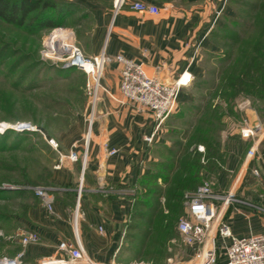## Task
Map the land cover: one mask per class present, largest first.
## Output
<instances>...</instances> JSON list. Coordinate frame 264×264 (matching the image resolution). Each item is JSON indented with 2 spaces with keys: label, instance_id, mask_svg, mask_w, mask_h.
<instances>
[{
  "label": "rangeland",
  "instance_id": "1",
  "mask_svg": "<svg viewBox=\"0 0 264 264\" xmlns=\"http://www.w3.org/2000/svg\"><path fill=\"white\" fill-rule=\"evenodd\" d=\"M50 1L54 2L55 7L38 9L36 13L41 12L59 22L54 27L32 31L31 28L35 26L16 28L0 22V258L12 257L23 249L20 243L22 233L26 230L25 225L33 208L39 204L32 192L35 184L29 182L37 180L36 186L42 187L52 184L53 167L59 159V138L68 142L74 140L80 131L84 133L81 130L82 119L84 114L89 113L84 91L85 74L79 69H63L49 59H42L40 50L43 41L52 28L66 27L73 31L77 45L86 55L83 46L89 40L93 23L92 8L114 3V0ZM237 3H232L235 17L249 20L250 15L255 14L254 11L250 14L249 10ZM227 26L231 27L232 32L240 31V26ZM211 35L208 37L209 45L201 52L200 74L185 86L188 87V98L181 102L178 95L175 109L160 125L150 146L144 171L138 178L143 179V185L137 182L133 188L122 190L133 200L121 226L120 250L113 259L116 263L193 264L198 260L177 230L178 221L188 216L186 201L192 191L184 193L183 213L177 219H172V213L166 206L167 185L162 178H148L152 174L166 175L164 165L175 160L174 153L182 146L190 142L189 150L195 148L203 154L200 160V184L207 182L214 191H227L241 173L252 141L239 136L238 126L245 117L248 118L246 108L251 106L258 112L250 95L239 92L228 99L219 89L225 82L222 71L226 73L232 68L237 53L239 56L246 49V40L233 43L232 63L225 60L230 51L229 44L227 48H221L219 56L218 51L212 48ZM246 81L247 77L241 79L242 83ZM209 104L218 107L221 116L215 122L219 128V148L217 155L212 157L205 156L203 143L190 140L200 117L197 107L204 109ZM228 105L231 111L227 109ZM261 120L264 121V118ZM2 122H29L36 130L5 129L1 132L5 126ZM49 139L55 141L56 148L48 143ZM79 143L84 148L82 139ZM254 167L260 170L258 176L251 173ZM240 182L236 191V197L240 198L237 206L264 214V171L261 166L248 163L242 171ZM79 184L80 180L74 191L72 217ZM83 194L84 187L81 188L80 201ZM23 264L36 263L29 261Z\"/></svg>",
  "mask_w": 264,
  "mask_h": 264
},
{
  "label": "crops",
  "instance_id": "2",
  "mask_svg": "<svg viewBox=\"0 0 264 264\" xmlns=\"http://www.w3.org/2000/svg\"><path fill=\"white\" fill-rule=\"evenodd\" d=\"M134 1L138 0H124L115 14L113 4L92 8L93 23L84 52L92 56L104 49L110 57L122 55L141 63L148 76L166 83L183 71L198 77L201 52L210 43V33L217 35L224 17L235 16L233 0H139L157 5L160 11L156 15L131 9ZM211 45L220 56L222 49L215 38ZM120 69L121 63L115 60L104 66L102 83L114 98L102 94L96 104L84 167L83 147L79 143L84 133L80 131L68 142L59 138L58 156L64 157L60 162L58 159L59 167H53L52 184L48 186L54 196V211L49 214L37 197L39 204L33 208L24 232L36 233L39 241L21 249L23 263L41 264L63 256L57 245L73 238L74 191L80 179L84 194L79 204L78 233L87 254L95 260L109 262L119 252L121 226L133 200L122 190L136 186L143 173L150 149L143 136L155 125L150 112L138 111L131 104L120 102ZM186 89L188 87H183L179 94L181 102L188 98ZM246 114L251 123L260 122L264 126L251 106L246 108ZM86 115L82 119L84 132ZM248 140L252 142L238 179L227 191L216 192L231 191L240 200L236 191L241 184L242 171L248 163H257L251 159V148L264 157V137L254 142ZM111 149L116 152L109 155ZM72 150L77 154L75 161L67 157ZM237 203L222 205L218 222L227 224L235 237L263 232L264 214L239 207Z\"/></svg>",
  "mask_w": 264,
  "mask_h": 264
},
{
  "label": "built area",
  "instance_id": "3",
  "mask_svg": "<svg viewBox=\"0 0 264 264\" xmlns=\"http://www.w3.org/2000/svg\"><path fill=\"white\" fill-rule=\"evenodd\" d=\"M123 1L114 0V14ZM130 7L138 12H147L154 15L160 11L157 5L139 0L132 2ZM40 56L42 59L51 60L63 69L76 68L85 74L84 91L87 96L89 113L85 117L86 129L82 136L84 146L83 167L95 119L96 104L101 99L102 94L114 98L102 83L103 70L107 62L115 60L121 63L120 102L129 103L138 111L150 112L154 118L153 130L143 136V141L147 147L151 146L155 140L159 127L165 118L175 109L181 89L187 86L193 78L191 73L183 71L174 80L167 83L161 82L148 76L141 63L122 55L110 57L104 49L92 56L84 55L75 41L73 31L66 27L51 29L43 41ZM22 126L24 128L19 130ZM5 129L33 131L36 130V127L29 122H16L13 124L5 123L1 132ZM238 133L242 139H253L254 142L259 140L260 137H264V126L260 122L251 123L245 117L239 123ZM48 143L54 148L57 147L53 139H49ZM199 149H202V147ZM115 152V149H111L108 154L112 155ZM249 154L251 159H254L264 171V157L255 153L252 148ZM63 157L64 155H60L59 162ZM67 157L71 161L77 160V154L73 150ZM54 167H59V163ZM251 173L258 176L260 170L254 167L251 169ZM81 184L82 179H80L76 208L72 217L73 238L63 240L57 245L58 251L63 256L54 261H45L41 264H122L116 263L114 260L109 262L95 260L87 254L78 233ZM33 190L47 212L52 214L54 211V196L50 188L35 186ZM235 201L240 202L235 198L233 192H216L207 182L200 184L187 196L188 216L178 221L177 230L186 244L195 252V257L198 260L193 264H264V231L247 237H235L227 224L218 222L219 208ZM99 231H101V227H99ZM226 240H228V243H226ZM38 241L39 236L34 232H24L20 239L23 249L28 244L37 243ZM22 262L23 250L12 257L0 258V264H21ZM126 264L144 263L131 262Z\"/></svg>",
  "mask_w": 264,
  "mask_h": 264
},
{
  "label": "trees",
  "instance_id": "4",
  "mask_svg": "<svg viewBox=\"0 0 264 264\" xmlns=\"http://www.w3.org/2000/svg\"><path fill=\"white\" fill-rule=\"evenodd\" d=\"M237 2L240 6L249 10L250 14L252 11L255 14L253 16L251 14L249 20L235 16L224 17V24L217 30V35H211L212 40L215 38L221 48H227V44H229L230 48L228 47V49L230 51L228 50L225 60L230 62L233 60V49L231 50L233 43L246 40L244 44L246 49L240 50L241 54L239 56L237 53L232 68L226 73L222 71L225 82L219 91L228 99L238 95L239 92L250 95L254 100L253 106L259 116L264 118V0H256L255 2L233 0L232 3L238 4ZM48 7H55L54 2L50 0H0V22L16 28L35 26L31 28L32 31L54 27L59 22L42 15L41 12L36 13L38 9L45 10ZM228 24L236 27L240 26V31L235 32L233 30L232 32L231 27L227 26ZM245 77L248 78V81L242 83L241 79ZM227 109L231 111V106L228 105ZM197 112L200 117L196 124V131L190 136V140L203 143L206 149L205 156L212 157L217 155L219 148L217 134L219 128L215 122L221 117L220 110L218 107H211L209 104L204 109L198 106ZM189 147H191L190 142L174 153L175 160L173 159L171 164L164 165L167 170L166 175L160 173V175L152 174L148 176L151 180H155L157 177L162 178L164 184L167 185L165 190L166 206L168 211L172 213V219H177L183 213L184 193L194 191L201 182L202 164L200 160L203 154L195 148L189 150ZM139 180V184L143 185V179ZM38 182L33 180L29 183L36 186ZM32 192L35 194L33 189Z\"/></svg>",
  "mask_w": 264,
  "mask_h": 264
},
{
  "label": "bare ground",
  "instance_id": "5",
  "mask_svg": "<svg viewBox=\"0 0 264 264\" xmlns=\"http://www.w3.org/2000/svg\"><path fill=\"white\" fill-rule=\"evenodd\" d=\"M21 128H24V127H23V126H22V127H20V128H19V130H20Z\"/></svg>",
  "mask_w": 264,
  "mask_h": 264
}]
</instances>
